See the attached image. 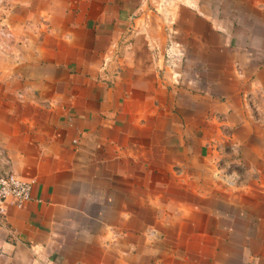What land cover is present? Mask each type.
<instances>
[{
    "label": "crops",
    "instance_id": "0c3cea01",
    "mask_svg": "<svg viewBox=\"0 0 264 264\" xmlns=\"http://www.w3.org/2000/svg\"><path fill=\"white\" fill-rule=\"evenodd\" d=\"M224 1L173 30L153 0H0V169L34 182L0 264H264L237 203L264 194V0ZM217 146L245 173L228 211L202 203Z\"/></svg>",
    "mask_w": 264,
    "mask_h": 264
},
{
    "label": "rangeland",
    "instance_id": "374dc122",
    "mask_svg": "<svg viewBox=\"0 0 264 264\" xmlns=\"http://www.w3.org/2000/svg\"><path fill=\"white\" fill-rule=\"evenodd\" d=\"M197 1L198 0H153L152 4L150 5V8L153 10V12L148 13L155 14L160 19H162L161 21H157L158 25L161 24L164 28L170 27L171 29L175 30L176 27H180L179 25L176 26V23H173V16L175 15L178 8L182 6H190L192 3ZM208 1L211 2L210 7H213V0H203V2H206L205 5H208ZM228 5L229 4L227 0L222 3L223 8H228ZM190 10L192 11V9ZM164 54V52L161 54L162 57L165 56ZM169 60L171 61V58ZM175 60L176 59H174V61ZM218 149H220L218 146L215 149L212 148V150L214 151V153H212L211 155L213 158V164L209 165L207 169L208 180L206 183V188L208 190H216L218 192V197L206 199L202 203L210 207L219 205L223 210L228 211V204L230 200L229 197H227L228 195L225 191H235L243 188V186L245 185V173L243 170V165H239L238 163L236 164L234 162L236 159L233 157H238V155L240 154L238 150L233 151L226 147L222 149V152L220 153L218 152ZM250 188L253 194H255L254 197H251L252 199L246 197L241 198L237 203L242 205L255 204V206H257L255 207L254 212L255 217H264V194L260 191L259 186L256 185V183H252ZM170 189L175 192L174 201L179 202L181 200L180 186H178L177 183H174ZM190 201L197 202L198 200L197 198L191 197ZM226 215L228 217L225 220L223 219V224H228L229 222L230 214L227 212ZM232 215L235 216L234 218L238 224V229L243 230L242 222H244L245 220L244 214L243 217L240 212L232 213ZM184 231L187 230L184 229ZM169 232L172 234V230H169ZM256 234L261 235V232ZM253 247L258 248L256 245H254Z\"/></svg>",
    "mask_w": 264,
    "mask_h": 264
},
{
    "label": "built area",
    "instance_id": "2783aa9c",
    "mask_svg": "<svg viewBox=\"0 0 264 264\" xmlns=\"http://www.w3.org/2000/svg\"><path fill=\"white\" fill-rule=\"evenodd\" d=\"M34 182L17 177L8 170L0 169V215L10 204L21 207L31 199Z\"/></svg>",
    "mask_w": 264,
    "mask_h": 264
}]
</instances>
